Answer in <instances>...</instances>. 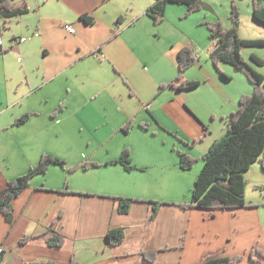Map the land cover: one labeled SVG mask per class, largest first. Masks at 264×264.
Segmentation results:
<instances>
[{"label": "crops", "instance_id": "1", "mask_svg": "<svg viewBox=\"0 0 264 264\" xmlns=\"http://www.w3.org/2000/svg\"><path fill=\"white\" fill-rule=\"evenodd\" d=\"M15 3L23 6L24 0ZM155 3L29 0L28 14L0 18L4 41L0 53V160H8L11 150L15 162L29 161L27 170L21 166V174L27 173L42 154L53 156L45 148L50 143L48 131L59 129L71 116L89 131L90 152L85 161L82 157L73 163L62 160L68 167L99 165L72 173L51 166L47 174L32 179L13 202L14 224L9 225L0 215L4 264H202L212 258L242 255L244 260L238 264H255L250 251L258 248L264 252V197L256 201L245 194L246 204L255 206L233 211L181 206L192 199L190 176L177 163V136L172 133L180 134L181 150L186 154L204 156L214 142L225 137L228 116L239 109L238 98L253 91L232 65L221 64L218 71L208 64L212 63L213 43L202 22L219 21L225 28L231 24L221 19L214 0H204L202 9L186 19L187 5L168 4L163 22L156 25L148 15ZM65 25H72L75 33L66 31ZM251 26L264 30L253 16ZM240 36L264 38L262 34L245 35L242 29ZM187 45L199 57L183 81L196 80L200 86L189 91L169 86L161 89V84L175 81L176 55ZM257 49L261 48L244 49L242 55L262 72L250 59L256 55L264 60ZM238 80L240 88L233 90ZM25 114H30L27 121L15 125ZM130 120L140 130L145 131L141 124H148L155 135L163 132L171 137V154L166 153L170 142L164 137L160 143L151 141L156 143L157 157L143 159L131 151L134 170L117 163L124 148L112 146L114 137L123 134L122 127ZM32 143L34 148H25ZM258 164L244 174L246 179L253 170L263 178ZM11 179L0 185V191ZM257 187L262 190L264 184ZM121 198L132 200L126 214L120 212ZM60 213L62 220L55 231L65 237V244L51 247L46 233ZM111 229L125 231L120 246L107 245ZM25 237L32 239L20 244ZM151 252L156 253L153 263L143 256Z\"/></svg>", "mask_w": 264, "mask_h": 264}, {"label": "trees", "instance_id": "2", "mask_svg": "<svg viewBox=\"0 0 264 264\" xmlns=\"http://www.w3.org/2000/svg\"><path fill=\"white\" fill-rule=\"evenodd\" d=\"M16 0H0V18L9 19L28 14L29 0H24L23 6H17ZM170 3L187 5L188 10L184 19L200 11L204 6V0H156V3L148 9V15L153 19L156 25L163 22L166 6ZM253 17L264 25V0H254ZM231 26L225 28L219 21L214 23L202 24L210 31V40L213 43V51L210 53V59L219 71L221 64L232 65L236 72L247 76L251 85L254 87L251 95L244 94L239 99V109L228 116V127L225 137L214 142L205 156L202 157L203 169L197 175L194 186L191 189L192 199L189 203L181 204L186 208H199L207 211H233L243 207L255 206L246 204L247 180L245 173H248L252 166L259 162L264 171V74L257 71L252 63L246 60L242 52L249 48H264V38L249 40L241 39L240 24L241 14L235 5L231 6L230 12ZM122 23V18L118 19ZM178 75L175 81L169 84H162L161 89L172 87L179 91L193 90L200 86L199 81H183L186 72L195 66L198 58L194 56L193 50L187 45L177 53ZM251 61L257 66L264 67V60L259 56L252 55ZM220 73H222L220 71ZM222 75L226 78L224 73ZM30 114H25L15 121V125L24 124ZM133 120L128 121L122 130L129 133ZM144 129H150L148 124H141ZM179 167L185 172L191 171L196 163V159L186 154L185 151H178ZM117 163L122 164L126 170H134L131 160V152L125 149ZM51 166H58L69 173L78 169L87 170L98 167L96 163L82 164L68 167L67 163L49 154H42L39 162L30 167L29 171L11 180L6 187L0 191V215H3L6 223L13 225L14 206L13 202L29 186L32 179L38 175L47 174ZM120 212L126 214L130 209V202L126 199H119ZM155 212L158 204L156 203ZM62 220L60 213L58 218L52 222L48 228L47 242L51 247H63L65 237L55 231V227ZM32 238L25 237L20 240V244L29 242ZM125 240V231L123 229H111L106 235L107 245L120 246ZM5 251H0V264H4ZM258 254V257H255ZM250 259L258 264L264 259V252L255 248L249 253ZM146 262L156 261V253H144ZM244 260L243 255L235 258L209 259L202 264H238ZM33 264H55L33 263ZM75 264V263H74Z\"/></svg>", "mask_w": 264, "mask_h": 264}, {"label": "rangeland", "instance_id": "3", "mask_svg": "<svg viewBox=\"0 0 264 264\" xmlns=\"http://www.w3.org/2000/svg\"><path fill=\"white\" fill-rule=\"evenodd\" d=\"M214 2L217 4V6H216L217 12H218L219 16L221 17V19L222 18L227 19L228 22L231 21L230 20L231 6L235 2L236 7L238 8V10L240 11V14H241V24H240L241 28L240 29H242L243 33L245 35H249L250 37L251 36H259L261 34H262V36H264L263 35L264 30L263 29H257L255 27L251 26L252 16H253V2H254V0H214ZM196 14H197V12H196ZM207 14L213 15V13L210 11H207ZM193 15H195V14H193ZM187 23H189V22H187ZM205 23H214V22L205 21ZM230 24H231V22H230ZM259 25L264 27L263 24L259 23ZM204 27L207 29L206 26H204ZM252 49H254V48H252ZM257 50H260L259 54L261 57L264 58V53H263L264 48L257 49ZM196 51L197 50H195L193 52L195 57L198 56ZM201 61L204 64L207 63L205 58H202ZM198 64H200V62H198ZM208 64H210L212 66L213 62L208 63ZM259 68H261V71L264 73L263 66L259 67ZM239 74H241V73H239ZM242 76L246 80V84H249L250 81L248 80L247 76L245 74H243ZM240 82H241L240 80L235 82V84L233 85V90H237L238 88H240V85H241ZM248 87H249V85H248ZM251 88H252V90H254V87L252 85H251ZM252 92L249 94H247V93L246 94L251 95ZM243 95H241V97ZM239 99H240V97L236 101L238 107H239ZM102 115L106 116L108 114L102 112ZM134 125L135 124L133 121L130 133L123 132V134H119V135L115 136L112 146L121 145V146H123L124 150L128 149V150H130V152L133 151V152H135V154H137L138 156H140L143 159H148V158L151 159V158L157 157L159 155V154H156V152H155L156 143L151 142V141L155 140V141H157V143H160V142H162L164 137H167L170 144H168V146H167L166 153L171 154L170 150L173 149V144H174L171 137H169L167 134H165L163 132H162L163 135L162 134L155 135L154 134L155 131L152 129H145V131H144V130H140L139 126H137V125L134 126ZM59 126H60L59 129L51 128V130L48 131L50 143H48L45 146V148L47 150L51 151V152H49L50 154H52V152H53V156L58 155L57 157L64 159L65 161H67L69 163L77 162L79 157H82V159L85 161L86 157L89 156V152H90L89 147L87 145V142H88L89 137H90L89 133H88L89 131L85 127H83V125L79 124L77 122V120L75 118H72L71 116L67 117L64 121V124L59 125ZM144 133H146V134H144ZM172 134L177 136V141H176L177 147H176V151H175L176 154L175 155L177 156V163H179L178 151H182L181 150L182 139L180 138V134L179 135H178V133L177 134L172 133ZM25 148H34V143H32V145H30V146H26ZM8 149H10V148H8ZM12 150H14V149H12ZM8 152H9L7 154L8 160H6V161H4V159L0 160V168H1V174L0 175L2 177V179L0 180V185H3L5 180H8L9 178H12L11 180H14V179L18 178L19 176L26 174V173L21 174L22 173L21 166H24L25 170H27V168H28V162L29 161H25V159L23 161V160L19 159L18 161L15 162L14 161L15 160L14 159V153L15 152H13L11 150H8ZM202 157H197V156L193 157L196 159V163H195L193 169L186 173V175L190 176V184L188 186V188H190V189H192V187L194 186V182H195L197 175L203 169ZM258 165H260V164H258ZM254 172H258V171L253 170L247 176V179L245 178L248 181L247 188H246V195H248V197L252 198L253 200L262 201L263 197H264V189L260 190L261 186L257 187V188H256V186H257V184H260V185L262 183L264 184V175L262 178L261 177L262 175L253 174ZM18 174H21V175H18ZM257 255L258 254H255L256 257H257ZM255 264H257V263H255Z\"/></svg>", "mask_w": 264, "mask_h": 264}, {"label": "built area", "instance_id": "4", "mask_svg": "<svg viewBox=\"0 0 264 264\" xmlns=\"http://www.w3.org/2000/svg\"><path fill=\"white\" fill-rule=\"evenodd\" d=\"M64 28L69 33H75V29L72 25H65ZM22 41H24V39H22ZM3 45H4L3 36L0 34V53L3 50Z\"/></svg>", "mask_w": 264, "mask_h": 264}, {"label": "bare ground", "instance_id": "5", "mask_svg": "<svg viewBox=\"0 0 264 264\" xmlns=\"http://www.w3.org/2000/svg\"><path fill=\"white\" fill-rule=\"evenodd\" d=\"M196 57H198V56H196Z\"/></svg>", "mask_w": 264, "mask_h": 264}]
</instances>
